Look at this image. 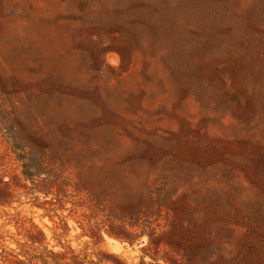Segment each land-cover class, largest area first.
<instances>
[{
  "label": "rangeland",
  "instance_id": "obj_1",
  "mask_svg": "<svg viewBox=\"0 0 264 264\" xmlns=\"http://www.w3.org/2000/svg\"><path fill=\"white\" fill-rule=\"evenodd\" d=\"M0 264H264V0H0Z\"/></svg>",
  "mask_w": 264,
  "mask_h": 264
}]
</instances>
